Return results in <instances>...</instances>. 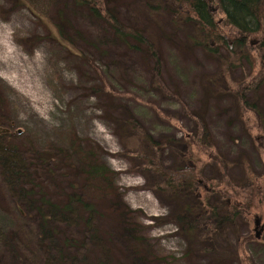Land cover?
I'll return each instance as SVG.
<instances>
[{"label":"rangeland","instance_id":"obj_1","mask_svg":"<svg viewBox=\"0 0 264 264\" xmlns=\"http://www.w3.org/2000/svg\"><path fill=\"white\" fill-rule=\"evenodd\" d=\"M152 1L162 2L98 0L124 26L150 37L160 53L158 80L152 55L119 41L87 6L0 0V56L9 49L16 61L0 60V130L12 134L4 142L26 166L32 161L39 167L24 178L36 191L25 193L33 201L23 214L24 193L14 188L22 180L7 178L0 167V264L54 257L36 213L40 194L64 203L74 192L97 212L91 233L81 202L77 215L59 217L53 233L58 246L67 248L66 237L82 238L78 255L66 250L69 264H264V231L256 237L264 223V147L258 141L264 136V80L253 84L252 78L261 55L254 68L245 60L225 65V50L215 56L194 45L191 26L176 27L165 9L151 14L146 4ZM212 10L221 20L216 5ZM61 17L75 51L58 39ZM262 38L255 34L252 43ZM217 75L226 80L215 90L207 81ZM243 100L257 106L263 124ZM200 118L210 133L206 147L199 145ZM146 132L160 143L156 151L146 147ZM26 151L48 161L29 160ZM158 163L170 174L176 168L196 172L199 185L192 191L219 207L222 217L212 229L192 235L182 229L175 215L187 202L201 204L194 193L173 195ZM251 196L252 208H240L234 217L230 199L248 203Z\"/></svg>","mask_w":264,"mask_h":264},{"label":"trees","instance_id":"obj_2","mask_svg":"<svg viewBox=\"0 0 264 264\" xmlns=\"http://www.w3.org/2000/svg\"><path fill=\"white\" fill-rule=\"evenodd\" d=\"M74 1L77 4L87 6L94 17L103 19L112 29L114 36L119 41L127 44L129 48L140 51L144 47V49L152 55V59L154 61V71L156 73L155 79H159L161 73L160 53L145 31L124 26L119 21L118 17L111 12V10L102 8L98 0ZM147 5L149 6L151 14H157L162 11V9H165L174 19V25L176 27H178L179 24L190 25L193 29L192 35L189 36L190 40L194 45L201 46L206 52L218 56L221 55L223 50H225L228 54V59L225 65L235 64L238 60H245L254 68V66H256L255 62L257 61L256 59H258V55H261L259 57V72L256 76L253 75L252 77L254 80L253 84H259L264 80V0H162L160 3H155L153 1L148 2L146 6ZM213 5L217 6L218 12L221 15V20L216 17V12L212 10ZM56 25L59 31V41L67 46L71 51H75L73 45L65 38L63 31L64 18L61 17ZM225 28H228L229 31L225 32ZM255 34H263V38L254 44L252 43L251 38ZM233 46H236L237 49H234ZM220 80H226V75H217L215 79L208 80L207 85L217 90ZM244 85L245 87H248L246 84ZM237 93H242V88H239ZM243 98L244 95L241 94L240 101ZM241 103L251 109L255 113L258 121L263 124V114L255 104H249L246 100H243ZM128 123L130 124V121H128ZM199 127L201 129V142L199 145L206 147V145H210V133L207 130L206 123L203 118H200ZM11 136L12 134L8 130H0V144H2L0 145V167L7 178L11 179L19 177V179L22 180V184L18 185L19 187L14 188H20V190H18L24 193V198L22 199L24 202L20 201L22 208L20 207L21 209H19V212L23 214V209L27 210L28 206H30V203L33 201L32 199L30 200L27 198H32V196H28L25 193H33L36 191V186L34 185L30 188L29 183L25 182L24 178L29 180V178L33 177L35 171L39 170V167L37 166V163L32 161H28L30 165L26 166L23 161V157L16 152V149L8 147L4 140L10 138ZM143 137L148 143V146L146 147L156 151L157 144L160 143L155 141L152 135L147 132ZM258 141L261 146L264 147V136L259 138ZM23 153H27V158L29 160H39L41 162L48 161L47 158H39L31 152L26 151ZM214 157L219 161L216 156ZM148 165L151 167L152 165L155 166V162L149 161ZM156 165L161 172L159 170L157 171L162 173L163 176H168L166 188H168L173 195L181 198V195L187 194L188 192L192 194L194 193L195 198L199 200L198 202L203 206L202 207L198 203L190 204L187 202L184 204L183 209L175 215L179 225L186 231V233H188V235L200 232V229L203 231L206 229H212L211 225L214 224V219L215 222H219L222 219V217H219V207L205 204L207 201L202 199L199 193H197L198 190H196V193L192 191L197 189L199 185L196 180L197 174L195 171L190 173L188 171H182L183 169L181 168L178 170L176 168V170L172 171L170 174L169 171L164 170L165 168L162 170L160 163ZM84 166L87 165L84 164ZM45 185L47 187V184ZM40 188H44L43 184ZM219 192H221V190H219ZM224 193L228 194V191H224ZM236 193L238 195V192H235L233 196H237ZM256 193L259 194V192ZM40 196L41 200L36 213L39 215V224L42 226L41 234L46 236L48 246L55 252V256H48L49 258L38 256V259H40L39 262L41 264H65L60 262V260H66L65 258H68L65 254L66 250L68 249V251L78 255V244H80L82 238L66 237L67 239L64 240V245L67 248L64 249L61 245L58 246L57 243L60 244V239L59 237L54 236L53 233L55 232L54 230L57 232L59 230L57 229L61 223L59 217L62 216L65 218L63 213L76 214V210H79L77 209L79 207L76 203L81 202L83 207L79 211L81 215L84 214L86 219L85 229L91 233V230L93 229L95 232L93 219L94 214L97 212V208L91 200L83 201V197L78 192L71 194L64 203L48 199L44 194H40ZM254 197L255 196H251L248 203L244 202L240 204L233 202V200L230 199L231 202H229V209L233 210V216H238L239 213H241L239 211L240 208H247L248 210L252 208L254 205ZM222 210L226 211L224 209ZM223 215H227L228 217L229 214L227 212ZM209 221L210 224H208ZM62 222H66V219ZM55 223H58V225ZM75 254L74 256H76ZM102 258L103 257H99V261L101 263L103 262ZM71 262L72 261L69 259L66 260V264Z\"/></svg>","mask_w":264,"mask_h":264},{"label":"bare ground","instance_id":"obj_3","mask_svg":"<svg viewBox=\"0 0 264 264\" xmlns=\"http://www.w3.org/2000/svg\"><path fill=\"white\" fill-rule=\"evenodd\" d=\"M6 50V49H5ZM4 53L7 55V56H0V60H3L5 62H8L11 63H15L16 61H12V56L10 54H12V51L7 49L6 51H4ZM10 53V54H9ZM0 55H1V51H0ZM19 63V62H18Z\"/></svg>","mask_w":264,"mask_h":264},{"label":"water","instance_id":"obj_4","mask_svg":"<svg viewBox=\"0 0 264 264\" xmlns=\"http://www.w3.org/2000/svg\"><path fill=\"white\" fill-rule=\"evenodd\" d=\"M260 222H261V218L260 217H256V220H255L256 226H259ZM263 231H264V223L261 225L260 230L257 231V229H256V237L260 238L261 234L263 233Z\"/></svg>","mask_w":264,"mask_h":264}]
</instances>
